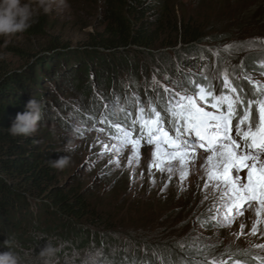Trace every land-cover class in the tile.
Returning a JSON list of instances; mask_svg holds the SVG:
<instances>
[{
    "label": "trees",
    "instance_id": "obj_1",
    "mask_svg": "<svg viewBox=\"0 0 264 264\" xmlns=\"http://www.w3.org/2000/svg\"><path fill=\"white\" fill-rule=\"evenodd\" d=\"M194 2L197 6L191 12L179 0H99L98 19L103 27L89 34L79 53H66V45L48 36L46 16L36 14V22L24 34L40 37L46 44L33 54L25 53L20 70L0 68V253L9 250L3 245L6 239L14 241L12 251L20 256L21 264H42L38 254L48 241L59 248L54 261L61 264L81 263L83 253L95 254L94 264H154L162 253L179 251L180 243L172 235L161 230L145 235L134 232L115 219L111 205L90 196L88 190L59 184L58 168L51 161L63 155L54 143L41 140L39 144L45 146L39 150L36 138L13 136L9 128L33 98L42 103L41 122H45L58 118L54 105L71 108L60 98V91L96 117L111 110H101L104 104L96 92L103 99L107 96L105 101L111 104L123 90L129 92L123 82L142 93L138 82L152 72L127 59L130 48L155 64L150 69L160 75L175 67L168 60L166 71H158L161 65L149 55L154 50L177 45L215 49L226 40L264 34V0ZM196 56V66L212 59L208 52ZM57 67H65L66 72L54 77ZM46 76L56 81L50 83Z\"/></svg>",
    "mask_w": 264,
    "mask_h": 264
},
{
    "label": "rangeland",
    "instance_id": "obj_2",
    "mask_svg": "<svg viewBox=\"0 0 264 264\" xmlns=\"http://www.w3.org/2000/svg\"><path fill=\"white\" fill-rule=\"evenodd\" d=\"M179 1L184 5V9L188 8L191 12L196 9L195 0ZM67 3L69 5L67 8L54 6L53 10L46 14L35 2H33V7L36 9V14L45 15L48 19V36L57 37L60 42L66 45V53H79L85 47L89 34L95 30L99 31L103 27L98 19L100 16L99 0H67ZM205 9H201L203 14ZM45 44L44 39L33 35L26 36L24 33L18 34L8 41L0 38V68L20 70L24 63L23 55L25 53L33 54ZM225 45H236V47L225 51ZM215 47V49H210L204 45H186L179 48L177 45L174 49L154 50L149 55L161 65L156 68L158 71L165 70L168 60L175 67L172 69L173 72L168 74L165 70L166 73L159 72L160 75L150 69V67H156L155 64L140 57L139 51L136 49L130 48L129 55H126L127 59H132L139 66L142 65L147 72L152 73L149 77L138 82L142 93L130 87L127 88V82L121 83L129 92L125 94L126 90H123V95L121 93L117 95L120 104L115 111L118 112L119 107H124L126 100L133 97L134 94L145 102L149 98L155 99L157 94L165 95L164 86L176 88L177 82H187L192 79V76L187 75L189 73L195 75L197 82L206 84L208 81L203 80L201 76L203 73L219 92L222 88V73L225 69L230 74L233 83L244 90L241 94L247 93L251 97L252 86L243 79V73L249 74L253 80L264 83V76L260 75L261 71H264V68L261 67L264 64V34H251L242 39L239 38V40L236 38L226 40ZM217 50H219V55L215 54ZM197 52H208L212 55V59L206 63L201 61L199 66H196L194 63H196ZM179 56L184 60L182 63H180V58L177 59ZM57 69L59 71H56L54 77L61 76L62 72H66L65 67H57ZM120 71L124 72L123 68H120ZM46 77L50 83L56 81L49 80V76ZM154 77L159 82L158 85L153 84ZM42 87L46 88L45 84ZM95 94L97 99L102 100L104 104L101 110L111 108L105 114L109 116V121L119 119V122H125L122 113H119L118 116L110 115L114 109L111 106L106 107V102L111 105L110 101H105L107 96H104L103 99V96L97 92ZM59 96L71 108H59L54 105L53 109L59 110L58 118L56 120L46 118L45 122L38 123L37 131L31 137L36 138L38 144L41 140L51 141L62 155L70 158L66 167L58 168L59 184L67 188L78 186L82 190H88L87 194L90 196L111 205L110 207L117 213L115 219H120L124 225H130L134 232L145 235L161 230L172 235L178 240V243L184 245L183 250L179 244V251H173L167 255L162 253V256L154 264H193L194 261H198L197 257L199 256L196 257V255L203 253L206 249L237 253L238 250L251 248L252 254L264 253V251L251 247L255 243H264V237L259 233L255 237L248 235L253 221L256 219L255 208L257 205L255 204L251 208L246 206L244 216L237 217L230 228H216L213 226L215 221H210L208 227L201 226V221L215 215L213 205L216 203L212 198L215 193L211 189L207 191L204 189L206 176L202 165L207 154L202 149L199 150L195 163L190 164L189 175L183 183L180 181L179 171L169 178V173H160L153 168L150 175L149 164L152 160L151 154L154 151V146L142 143L141 158L138 164L129 163V157L132 155L130 146L122 154L114 150L105 152V144L116 143L111 139V135L115 131L111 123H101L103 116L96 117L88 109H83L78 102L71 100L66 92L60 91ZM98 100H94L96 105ZM129 110L135 114L134 107H129ZM233 135H235L234 131ZM66 145L70 151H65ZM39 146H41L39 150H42L45 145L39 144ZM116 161L119 163L117 164ZM141 173H143L142 176ZM241 175L246 176V171ZM153 180L155 183L152 182ZM165 185H167L166 188ZM181 187L184 188L183 191H181ZM162 189L164 190L162 191ZM205 195L208 196V199H205ZM242 223L245 227L243 234H240ZM150 225H152V230H148ZM258 227L264 228V224L258 225ZM213 245L215 247H212ZM189 250L194 253L186 254V251L189 252ZM94 256L95 254L83 253L79 256L81 263L71 260L72 262H64V264H82V262L94 264ZM237 258L248 260L249 264H257L250 257L236 256L233 259ZM54 264L61 263L54 261ZM228 264H232V261L229 260Z\"/></svg>",
    "mask_w": 264,
    "mask_h": 264
},
{
    "label": "snow or ice",
    "instance_id": "obj_3",
    "mask_svg": "<svg viewBox=\"0 0 264 264\" xmlns=\"http://www.w3.org/2000/svg\"><path fill=\"white\" fill-rule=\"evenodd\" d=\"M233 47L236 45H225L224 50ZM215 54L219 55V50ZM261 67L264 68V64ZM187 75L192 79L177 82L176 88L164 86L165 95L157 94L155 99L149 98L147 102L134 94L118 112L115 109L120 104L119 97L111 105L106 102V107L114 109L110 115L122 113L125 122L109 121L108 115L102 118L101 123L110 122L115 129L111 139L116 143L105 144V152L114 150L122 154L130 146L129 163L138 164L142 143L152 145L149 174L154 168L160 173H169L171 178L179 171L183 183L189 175L190 164L195 163L202 149L207 154L202 165L206 176L204 189L215 193L212 198L216 203L213 205L215 215L201 221V226L208 227L210 221H215L213 226L216 228H230L237 217L244 216L246 206L251 208L255 204L256 219L248 235L255 237L259 233L264 237V228L258 227L264 224V83L243 73V79L252 86L249 97L247 93L241 94L244 90L233 83L227 69L222 73L219 92L203 73L201 76L208 81L206 84L197 82L194 74ZM260 75L264 76V71ZM153 84H159L155 77ZM129 107L135 108V114ZM245 171L246 176H242ZM205 199H208L207 195ZM240 227V234H243L244 224ZM180 247L183 250L184 245L180 244ZM251 247L264 251V243H255ZM233 255L250 257L257 264H264V255H253L251 248L229 253L227 260L223 257L208 260L206 257L193 264H228L229 260L232 264H249L248 260L233 259Z\"/></svg>",
    "mask_w": 264,
    "mask_h": 264
},
{
    "label": "clouds",
    "instance_id": "obj_4",
    "mask_svg": "<svg viewBox=\"0 0 264 264\" xmlns=\"http://www.w3.org/2000/svg\"><path fill=\"white\" fill-rule=\"evenodd\" d=\"M33 2L45 14L52 11L54 6L59 8L69 6L67 0H0V38L8 41L32 27L36 22V9L33 7ZM26 109L23 113H17L12 126L9 128L13 136L30 137L37 131V125L41 122L43 115L42 103L33 98L27 103ZM65 151H70L67 145ZM69 162L70 158L66 155L51 161L53 167L60 169L66 167ZM42 237L40 236L39 239ZM3 245L9 250L0 253V264H21L20 256L12 251L14 241L6 239ZM58 251L59 248L48 241L47 246L40 251L38 257L42 264H54V257Z\"/></svg>",
    "mask_w": 264,
    "mask_h": 264
},
{
    "label": "water",
    "instance_id": "obj_5",
    "mask_svg": "<svg viewBox=\"0 0 264 264\" xmlns=\"http://www.w3.org/2000/svg\"><path fill=\"white\" fill-rule=\"evenodd\" d=\"M188 253H194V252H192V250H190ZM228 253H230V252H224V251L223 252H216V251L211 250V249H206L203 253L197 254L196 257L199 256V257H197L198 261H203L206 257L208 260H211L213 257H223L224 259H228V255H229ZM255 254L264 255V253H255ZM255 254H253V255H255ZM236 256H238V255H233V258H236Z\"/></svg>",
    "mask_w": 264,
    "mask_h": 264
}]
</instances>
